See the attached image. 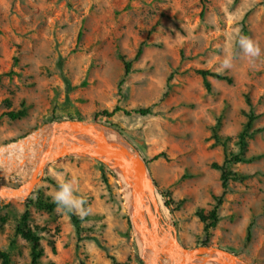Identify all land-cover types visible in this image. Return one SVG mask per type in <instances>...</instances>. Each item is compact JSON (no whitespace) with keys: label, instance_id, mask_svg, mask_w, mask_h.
I'll return each mask as SVG.
<instances>
[{"label":"rangeland","instance_id":"374dc122","mask_svg":"<svg viewBox=\"0 0 264 264\" xmlns=\"http://www.w3.org/2000/svg\"><path fill=\"white\" fill-rule=\"evenodd\" d=\"M238 32L262 49L254 65L239 52ZM233 53V68L220 72L232 83L209 79L207 92L195 70L219 72L224 55ZM119 56L132 63L118 88ZM0 76V148L57 120L101 123L144 163L161 220L174 226L181 245H202L203 224L195 214L219 201L208 246L264 264V0H0ZM116 106L151 107L152 113L93 120ZM20 110L25 114L18 119L5 115ZM243 131L246 161L227 165L223 189L211 165L239 154ZM22 163L0 166V185L24 182L33 167ZM72 178L91 209L84 219L76 215L88 238L79 243L69 214L37 206L52 203L58 182ZM158 189L168 194V208ZM26 209L40 237L39 264H111L108 256L144 264L123 190L93 160L48 164L27 199L0 201V251L10 264L30 263L29 243L15 234Z\"/></svg>","mask_w":264,"mask_h":264},{"label":"water","instance_id":"95a60500","mask_svg":"<svg viewBox=\"0 0 264 264\" xmlns=\"http://www.w3.org/2000/svg\"><path fill=\"white\" fill-rule=\"evenodd\" d=\"M106 134L116 141H110ZM66 157L93 160L105 166L116 182L126 187L134 205L133 227L145 249L144 264H164V261L167 264H250L219 247L181 245L174 226L161 220L157 191L144 163L119 133L96 121L51 122L49 135L29 177L16 187L0 185V201L27 199L45 167Z\"/></svg>","mask_w":264,"mask_h":264},{"label":"trees","instance_id":"16d2710c","mask_svg":"<svg viewBox=\"0 0 264 264\" xmlns=\"http://www.w3.org/2000/svg\"><path fill=\"white\" fill-rule=\"evenodd\" d=\"M140 53H141V50L138 49V51L135 55V58H137ZM119 59L123 65V77L120 80V82L118 83V88L121 86V83L124 81V78L130 73L131 63H132V61H127L122 56H119ZM195 73L200 76V78L202 80V84H203V86L207 92H209L211 89L209 79H215L218 81H223L227 84H231L233 81L231 76L222 74L220 72H211L209 70L197 69V70H195ZM246 101H247L246 103L248 104V100H246ZM116 112H121L124 115L136 114V115H140V116H146V115H150L152 113V110H151V107H147V108L138 107V108H134L131 110H126V109H121L118 106H116L113 108V110L110 113L107 111H103L101 114H97L93 120H95L97 118V116H101V115H104L106 117H110V116H112V114H114ZM24 114H25L24 111L20 110L17 112H8L5 115L8 118H10L11 120H15V119L22 117ZM252 119H253L252 117L248 118V121L246 122V126H245L246 130L251 127ZM75 120L81 121V119H79V118H76ZM245 133H246V131H243L239 135L240 152L238 155H230L228 158L225 157L223 164L221 166H217L216 164L211 165L212 168L220 171V174H221L220 181H221V186L223 189H225L226 181H228V179H229L227 176V165H230L232 163H240V162L246 161L243 158V153L245 152V149H246V144H245V140H244ZM160 156L163 157V154L156 156V158H159ZM158 193L160 194V196L162 198L165 199L164 206L166 208H168L170 205V202L168 200V194L166 192L159 190V189H158ZM27 201H29V200H27ZM219 204H220L219 201L216 202V204L212 207V209L209 210L206 214H203L201 211L196 212V214H195L196 217L199 219V221L203 224V233L205 236V239L201 243L203 246H208L207 237L209 235L210 230L215 227V225L218 221L217 213H218ZM37 206L44 209V210H47V211H52L55 208H57V206L54 202L43 203L41 201H38ZM69 216H70L71 223L73 224V227H74V232H75L77 242L79 243L83 240H87L88 238L86 236H82V228L80 226V220L78 219V217L74 214H71V213H69ZM29 218H30V215H29L28 209H26L22 213V215L20 216V218L16 224L15 234L17 236H19L20 238H22L23 240H25L26 242H28L30 245V263L29 264H39L40 259L42 257V248L40 246V237L29 226V224H28ZM249 228H250V225H249L247 232H246V241L248 240L249 234H250ZM102 249L105 250L104 248H102ZM108 258L110 259L111 264H120V263H118V261L116 260V258L114 256H108ZM0 264H10L9 256L7 255V253H5L3 251H0ZM80 264H84V263L81 262Z\"/></svg>","mask_w":264,"mask_h":264},{"label":"clouds","instance_id":"9594fccd","mask_svg":"<svg viewBox=\"0 0 264 264\" xmlns=\"http://www.w3.org/2000/svg\"><path fill=\"white\" fill-rule=\"evenodd\" d=\"M235 42L239 46L240 54L249 60L251 64H255L257 58L261 57L262 49L257 42L252 38L237 33ZM236 54H225L224 58L220 61L217 71L223 72L233 68V62ZM76 181L74 178L65 179L58 182V188L52 193V201L57 206V211L65 214H74L84 219L91 213V209L86 207L87 200L77 194L75 187Z\"/></svg>","mask_w":264,"mask_h":264},{"label":"bare ground","instance_id":"6f19581e","mask_svg":"<svg viewBox=\"0 0 264 264\" xmlns=\"http://www.w3.org/2000/svg\"><path fill=\"white\" fill-rule=\"evenodd\" d=\"M48 135H49V125L35 133L30 134L26 138L16 143H11V144L1 147L0 148V166L6 167L5 169L9 170L10 167L21 164L23 160H29L33 167L32 169H34V166L37 162L40 150L42 149V144L46 140V137ZM106 137L110 141H113V142L116 141V139L114 137H111L109 134L108 135L106 134ZM117 182L123 190L124 201L126 204V212H127L128 219L132 226V231L134 232V235H135L138 252L141 253L140 257L144 258L145 249L141 245L140 237L133 227V224L135 222L133 201L126 187L121 185L119 181ZM15 200L22 201L23 199H15ZM158 205L160 206L159 200H158ZM164 264H167V262L165 261Z\"/></svg>","mask_w":264,"mask_h":264}]
</instances>
